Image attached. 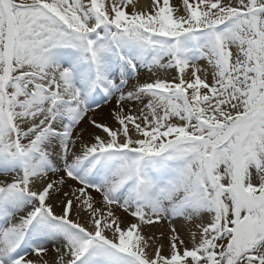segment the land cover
Here are the masks:
<instances>
[{"label": "snow or ice", "instance_id": "6c2138e0", "mask_svg": "<svg viewBox=\"0 0 264 264\" xmlns=\"http://www.w3.org/2000/svg\"><path fill=\"white\" fill-rule=\"evenodd\" d=\"M0 264H264V0H0Z\"/></svg>", "mask_w": 264, "mask_h": 264}]
</instances>
